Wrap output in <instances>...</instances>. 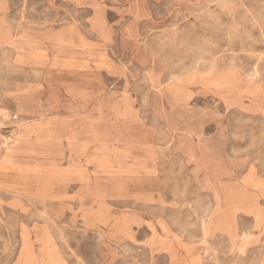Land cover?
Listing matches in <instances>:
<instances>
[{
    "label": "rangeland",
    "instance_id": "obj_1",
    "mask_svg": "<svg viewBox=\"0 0 264 264\" xmlns=\"http://www.w3.org/2000/svg\"><path fill=\"white\" fill-rule=\"evenodd\" d=\"M4 25L0 264H264V0H0Z\"/></svg>",
    "mask_w": 264,
    "mask_h": 264
},
{
    "label": "crops",
    "instance_id": "obj_2",
    "mask_svg": "<svg viewBox=\"0 0 264 264\" xmlns=\"http://www.w3.org/2000/svg\"><path fill=\"white\" fill-rule=\"evenodd\" d=\"M9 26L8 25H4L3 27L0 28V34L2 33L3 35L9 36L10 39L12 37V34L9 30ZM36 66H41L45 69H48L51 67H56L59 71H72L75 69V64L71 61V60H64V61H56V60H51V58H49L47 55H45L42 64L40 65H36ZM79 68L76 67V70H78Z\"/></svg>",
    "mask_w": 264,
    "mask_h": 264
},
{
    "label": "bare ground",
    "instance_id": "obj_3",
    "mask_svg": "<svg viewBox=\"0 0 264 264\" xmlns=\"http://www.w3.org/2000/svg\"><path fill=\"white\" fill-rule=\"evenodd\" d=\"M0 39L2 41H4V42H9V41L12 40V39H10L9 36L3 35L2 33L0 34ZM25 57H27V60L29 61L30 64H32V65H40V64H42V61H43V59L45 57V54L44 53H40L38 50L35 49L34 51L32 50L30 52V54H28Z\"/></svg>",
    "mask_w": 264,
    "mask_h": 264
}]
</instances>
